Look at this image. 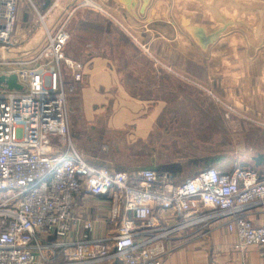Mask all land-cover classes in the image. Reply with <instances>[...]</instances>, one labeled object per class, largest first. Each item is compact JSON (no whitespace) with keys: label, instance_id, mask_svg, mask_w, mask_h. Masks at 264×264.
Wrapping results in <instances>:
<instances>
[{"label":"crops","instance_id":"0c3cea01","mask_svg":"<svg viewBox=\"0 0 264 264\" xmlns=\"http://www.w3.org/2000/svg\"><path fill=\"white\" fill-rule=\"evenodd\" d=\"M93 1L103 11L82 0H20L14 52L34 55L45 26L56 33L66 23L65 53L84 66L80 81L64 67L83 156L113 170H165L176 182L208 166L264 172V0ZM224 103L246 116L225 118ZM83 207L99 216L96 235L110 232L108 200L88 196ZM251 217L261 223L264 212ZM199 236L171 243L165 264H264L259 247L235 249L226 226Z\"/></svg>","mask_w":264,"mask_h":264},{"label":"built area","instance_id":"2783aa9c","mask_svg":"<svg viewBox=\"0 0 264 264\" xmlns=\"http://www.w3.org/2000/svg\"><path fill=\"white\" fill-rule=\"evenodd\" d=\"M19 1L0 0V75L14 73L23 85L0 86V264H165L177 247L171 243L224 226L237 237L235 249L257 246L264 256V219L251 217L264 212V172L208 166L176 182L165 170H113L83 156L63 71L80 81L84 66L65 53L66 23L56 33L45 26L46 42L34 55L14 56ZM88 196L108 200L109 233L95 234L99 216L84 213Z\"/></svg>","mask_w":264,"mask_h":264},{"label":"rangeland","instance_id":"374dc122","mask_svg":"<svg viewBox=\"0 0 264 264\" xmlns=\"http://www.w3.org/2000/svg\"><path fill=\"white\" fill-rule=\"evenodd\" d=\"M90 7H94V8H96V9H99L100 11H103V9H102V7L98 4V5H93V6H90ZM134 39L135 40H137L135 37H134ZM144 49V48H143ZM145 51H146V49H144ZM148 54L150 53V51H149V48H148V51H146ZM154 61V64L156 65V66H162V65H160V64H156L155 63V60H153ZM64 77H65V82H66V84H67V86L69 87V86H71L70 85V83L68 82V80H67V75H66V69L64 70ZM70 93V94H69ZM68 93V100H69V96L71 95V93H72V91L71 92H69ZM225 104V107H226V111L224 112V115H225V118H230L233 114H236V115H238V116H246L244 113H242V112H239V111H237L233 106H232V108L233 109H235V110H233V109H230V108H228V106H231V105H229V104H227V103H224ZM226 105H228V106H226ZM69 117H70V114H69ZM249 120H252V119H250L249 118ZM254 120V119H253ZM76 137L75 136H73V141H74V143L76 142ZM76 144V143H75ZM107 148V147H106ZM0 195H1V193H0Z\"/></svg>","mask_w":264,"mask_h":264},{"label":"water","instance_id":"95a60500","mask_svg":"<svg viewBox=\"0 0 264 264\" xmlns=\"http://www.w3.org/2000/svg\"><path fill=\"white\" fill-rule=\"evenodd\" d=\"M3 83L7 85L8 89H16V90H22L23 85L18 82V78L16 74L6 75L1 74L0 75V86H3Z\"/></svg>","mask_w":264,"mask_h":264}]
</instances>
